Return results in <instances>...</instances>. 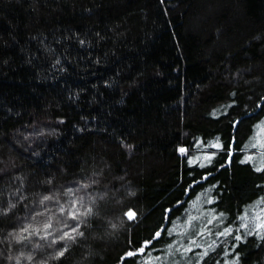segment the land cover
Instances as JSON below:
<instances>
[{
	"label": "trees",
	"instance_id": "16d2710c",
	"mask_svg": "<svg viewBox=\"0 0 264 264\" xmlns=\"http://www.w3.org/2000/svg\"><path fill=\"white\" fill-rule=\"evenodd\" d=\"M263 140L264 0H0V264H264Z\"/></svg>",
	"mask_w": 264,
	"mask_h": 264
},
{
	"label": "rangeland",
	"instance_id": "374dc122",
	"mask_svg": "<svg viewBox=\"0 0 264 264\" xmlns=\"http://www.w3.org/2000/svg\"><path fill=\"white\" fill-rule=\"evenodd\" d=\"M255 143H256V145H259V146H261V148H263V151L261 152V154L259 155V157H260V160L263 159L262 160L263 161V164L262 165H264V140L263 141H256Z\"/></svg>",
	"mask_w": 264,
	"mask_h": 264
},
{
	"label": "snow or ice",
	"instance_id": "6c2138e0",
	"mask_svg": "<svg viewBox=\"0 0 264 264\" xmlns=\"http://www.w3.org/2000/svg\"><path fill=\"white\" fill-rule=\"evenodd\" d=\"M45 199H48V197H45ZM73 218H75V217H73ZM157 235H159V234H157ZM237 239H239V237H237ZM61 255H63V253H61Z\"/></svg>",
	"mask_w": 264,
	"mask_h": 264
}]
</instances>
